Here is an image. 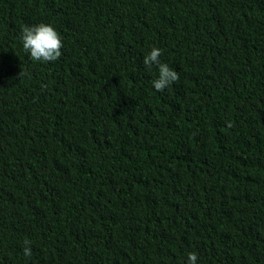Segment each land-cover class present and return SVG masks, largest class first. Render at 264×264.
<instances>
[{
	"label": "trees",
	"instance_id": "obj_1",
	"mask_svg": "<svg viewBox=\"0 0 264 264\" xmlns=\"http://www.w3.org/2000/svg\"><path fill=\"white\" fill-rule=\"evenodd\" d=\"M42 22L55 62L22 48ZM189 252L264 264V0H0V264Z\"/></svg>",
	"mask_w": 264,
	"mask_h": 264
},
{
	"label": "clouds",
	"instance_id": "obj_2",
	"mask_svg": "<svg viewBox=\"0 0 264 264\" xmlns=\"http://www.w3.org/2000/svg\"><path fill=\"white\" fill-rule=\"evenodd\" d=\"M21 43L23 50L30 55V59L35 62H55L61 55L63 42L60 33L47 23L22 27ZM162 55V49L152 47L150 53L144 57L143 63L151 68L153 65L158 68V78L152 81L153 87L157 92H163L167 87L179 80L178 71L171 68L167 63L159 59ZM21 75V74H20ZM23 255L31 257V241H23ZM197 254L189 252L187 254L186 264H197Z\"/></svg>",
	"mask_w": 264,
	"mask_h": 264
}]
</instances>
